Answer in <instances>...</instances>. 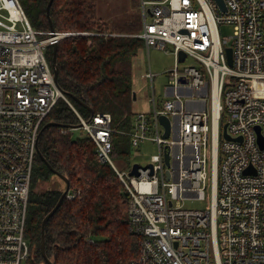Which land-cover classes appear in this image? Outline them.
<instances>
[{"label":"built area","instance_id":"built-area-1","mask_svg":"<svg viewBox=\"0 0 264 264\" xmlns=\"http://www.w3.org/2000/svg\"><path fill=\"white\" fill-rule=\"evenodd\" d=\"M138 1L135 36L147 51L171 54L173 66L160 105L155 74H143L152 108L124 133L136 152L147 143L156 152L130 174L131 163L120 169L111 158L110 114L82 118L53 80L48 48L87 33L36 30L18 0H0V264L30 259L25 229L36 139L59 99L79 119L66 130L91 139L127 195L128 230L138 238L129 264H264V0H222L224 8L216 0ZM220 25L230 35L221 36ZM188 58L196 65L184 64ZM160 115L169 120L167 136ZM76 196L68 190L65 198ZM192 200L205 205H183Z\"/></svg>","mask_w":264,"mask_h":264},{"label":"trees","instance_id":"trees-1","mask_svg":"<svg viewBox=\"0 0 264 264\" xmlns=\"http://www.w3.org/2000/svg\"><path fill=\"white\" fill-rule=\"evenodd\" d=\"M18 1L36 30L48 31L50 20L54 31L87 33L57 43V83L82 118L110 114L114 129L111 158L116 166L119 162L130 165L134 148L124 132L131 129L139 113L132 109L136 99L132 66L144 48L143 40L135 36L138 30L133 25L123 29L107 26L97 15L95 0H52L48 12V0ZM46 56L51 63L52 47ZM50 121L68 127L79 124L62 99L43 125ZM63 129L66 127L48 126L38 141L42 158L36 156L29 191L25 236L31 255L27 264H47L40 253L41 222L62 192L35 189L54 175L48 165L68 179L69 192L77 196L64 197L47 221L46 257L53 264H129L137 254L138 238L128 230L127 195L112 167L99 161L91 139H73Z\"/></svg>","mask_w":264,"mask_h":264},{"label":"rangeland","instance_id":"rangeland-1","mask_svg":"<svg viewBox=\"0 0 264 264\" xmlns=\"http://www.w3.org/2000/svg\"><path fill=\"white\" fill-rule=\"evenodd\" d=\"M97 1L99 18H102L109 27H117L123 29L128 25H133L136 30L141 29L142 20L140 17L139 1L138 0H95ZM219 32L221 36L230 35V27L226 25L219 26ZM184 64L196 65L195 61L188 58ZM173 66V56L165 51L156 49H150L147 51L144 47L134 59L132 66V80H133V92L136 95V99L132 104L134 112H146L151 111L152 105L149 101L152 90L151 82L143 74L148 72L149 69L155 74L153 79V90L158 105L164 100V86L167 84V71ZM71 137L83 138L81 130H75L71 132ZM132 152L130 156L131 164H138L144 167L149 162L150 156L155 154L156 147L153 144H142L138 151ZM117 167L120 169H127V166L119 162ZM64 183L56 175H52L48 180L39 184L37 190H45L49 188H56L63 190ZM183 205L187 208H202L204 203L196 200L185 201ZM24 264V263H23Z\"/></svg>","mask_w":264,"mask_h":264},{"label":"water","instance_id":"water-1","mask_svg":"<svg viewBox=\"0 0 264 264\" xmlns=\"http://www.w3.org/2000/svg\"><path fill=\"white\" fill-rule=\"evenodd\" d=\"M52 0H48L47 2V5H46V11L48 12V9H49V6L51 4ZM216 2L222 7L224 8V5H223V1L222 0H216ZM49 29L50 31H54L52 25H51V21L49 20ZM56 46H57V43L54 42L51 47H52V59H51V66H52V76H53V80H54V83L56 84V86L61 90V88L59 87L58 83H57V67H56V58H55V52H56ZM226 56H227V61L228 63L231 62V49L230 48H227L226 49ZM184 58V53L183 52H180L179 53V60H183ZM62 91V90H61ZM64 93V91H62ZM66 95V93H64ZM134 97V95H133ZM74 99H76L75 97H73ZM77 100V99H76ZM89 111H92L90 107H88ZM92 115V114H91ZM91 117V116H90ZM158 120L159 122L164 126L165 128V132H164V136H167L168 134V131H169V120L166 116L164 115H160L158 117ZM48 126H59V127H66V128H69L68 126H65V125H61L60 123H57V122H53V121H50L48 123H46L45 125H43L39 132H38V135H37V139H36V145H37V154L39 155L40 158H42V156L40 155V152H39V149H38V141H39V138L42 134V132L44 131V129ZM226 124H224L222 126V136L224 139L226 140H229L231 139L230 136L227 134L226 132ZM167 153H165V161L167 162ZM47 163V162H46ZM48 165V164H47ZM49 169L52 171V173H54V175H56L59 179H61L64 183V189L62 190L57 202L55 203V205L50 209V211L43 217L42 219V222H41V234H40V253L43 257V260L47 263V264H53L45 255V250H44V237H45V225L47 223V221L50 219V217L54 214V212L58 209L61 201L64 199L68 189H69V181L68 179L58 173L57 171H55L54 169H52L49 165H48ZM137 167L138 165L137 164H132V168H131V171H130V174H137Z\"/></svg>","mask_w":264,"mask_h":264},{"label":"bare ground","instance_id":"bare-ground-1","mask_svg":"<svg viewBox=\"0 0 264 264\" xmlns=\"http://www.w3.org/2000/svg\"><path fill=\"white\" fill-rule=\"evenodd\" d=\"M217 108V104H216V102H215V109Z\"/></svg>","mask_w":264,"mask_h":264},{"label":"crops","instance_id":"crops-1","mask_svg":"<svg viewBox=\"0 0 264 264\" xmlns=\"http://www.w3.org/2000/svg\"><path fill=\"white\" fill-rule=\"evenodd\" d=\"M139 31H140V30H139ZM139 31H138V32H139Z\"/></svg>","mask_w":264,"mask_h":264}]
</instances>
